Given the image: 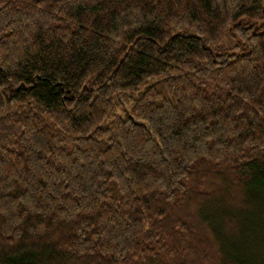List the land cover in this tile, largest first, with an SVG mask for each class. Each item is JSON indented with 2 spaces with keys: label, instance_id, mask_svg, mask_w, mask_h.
Here are the masks:
<instances>
[{
  "label": "trees",
  "instance_id": "obj_1",
  "mask_svg": "<svg viewBox=\"0 0 264 264\" xmlns=\"http://www.w3.org/2000/svg\"><path fill=\"white\" fill-rule=\"evenodd\" d=\"M0 264H264V0H0Z\"/></svg>",
  "mask_w": 264,
  "mask_h": 264
}]
</instances>
